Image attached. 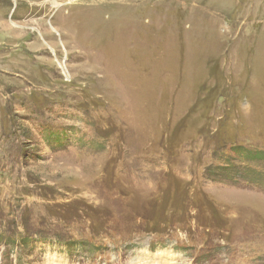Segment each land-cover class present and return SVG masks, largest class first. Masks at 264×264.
<instances>
[{"label": "rangeland", "instance_id": "1", "mask_svg": "<svg viewBox=\"0 0 264 264\" xmlns=\"http://www.w3.org/2000/svg\"><path fill=\"white\" fill-rule=\"evenodd\" d=\"M0 264H264V0H0Z\"/></svg>", "mask_w": 264, "mask_h": 264}, {"label": "trees", "instance_id": "2", "mask_svg": "<svg viewBox=\"0 0 264 264\" xmlns=\"http://www.w3.org/2000/svg\"><path fill=\"white\" fill-rule=\"evenodd\" d=\"M228 155H229V157H231L232 156V154L231 153H228ZM249 156H251L254 160H260L261 158H259V154L257 153V152H254V153H250L248 156H246L245 158H244V161L245 160H250V158H249ZM233 178H235V176L233 177ZM14 239V241H16L15 240V238H13ZM155 242H153V243H151V247L154 249L155 247H156V244H154Z\"/></svg>", "mask_w": 264, "mask_h": 264}]
</instances>
